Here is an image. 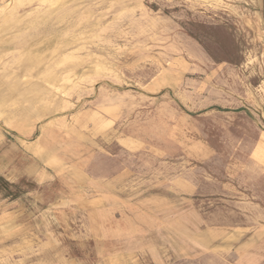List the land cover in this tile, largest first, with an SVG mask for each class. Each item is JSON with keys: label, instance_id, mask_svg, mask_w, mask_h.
I'll return each mask as SVG.
<instances>
[{"label": "rangeland", "instance_id": "rangeland-1", "mask_svg": "<svg viewBox=\"0 0 264 264\" xmlns=\"http://www.w3.org/2000/svg\"><path fill=\"white\" fill-rule=\"evenodd\" d=\"M0 264H264V0H0Z\"/></svg>", "mask_w": 264, "mask_h": 264}]
</instances>
